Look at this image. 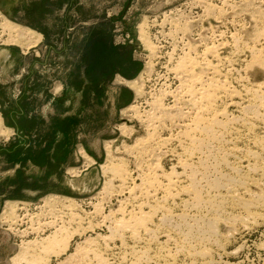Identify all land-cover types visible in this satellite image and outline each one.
Masks as SVG:
<instances>
[{
	"label": "rangeland",
	"instance_id": "rangeland-1",
	"mask_svg": "<svg viewBox=\"0 0 264 264\" xmlns=\"http://www.w3.org/2000/svg\"><path fill=\"white\" fill-rule=\"evenodd\" d=\"M7 21L31 31L30 35L21 39L24 44L13 42L14 34L11 36L9 31H3L2 24ZM262 30L264 0H0V264H29V256L28 261L18 256L24 248L22 242L48 235L52 231L49 228H43L49 231H40V234L36 231L31 234L30 229L40 228L42 223L55 219L58 224L61 219L66 222L64 227L67 232L71 231L68 234L72 237L69 238V249L60 254L45 255L47 257L44 259H48L45 264H98V260L100 264H262L264 175L262 170L260 172V166H264V150L257 146V141L264 136V124L256 122L252 131L247 130L241 120L235 124L237 120L232 117L236 119L245 115L240 108L244 106L241 95L235 98L240 106L232 105L228 98H223L219 103L222 110L227 108V113L229 112V118L222 120H230L232 123H228L227 128L232 127L235 130H224V137L228 136L218 141L213 148L214 151L217 149L216 152L212 151L214 154L212 153L211 158L216 157L213 160L217 163L211 159L208 167L213 163L214 167L207 168L211 172L208 176L214 175L209 178L212 181L216 175L217 180L224 173L225 176H235L234 183L239 181L237 185L225 180L220 182L222 185L219 186L222 188L218 187V193H215L220 209L212 210L207 204H200L202 209L199 206H189L179 198H169L162 205L174 212L164 208L154 214L156 219H152V229L157 231L156 234H147L140 230L134 240L129 230L121 228L117 231V227L113 228L116 219L124 216L128 218L129 213L136 211L137 204L145 201V198L139 196V199L137 197L134 200L126 190L121 192L119 182L113 180L111 173L105 171L107 167L114 168L121 160L123 168L130 174L129 177L139 178L141 170L157 162L156 155H159L162 170L171 171L177 163V157L173 153L178 151L175 139L166 148H156L158 150L155 154L138 150L140 140L147 138L152 131L148 129V123L140 121L128 108L135 106L136 111L146 115L151 110L154 97H159L164 107H172L175 101L170 92L175 93L178 90L179 81L170 69L183 53L189 52V46L196 47L191 52L195 55L201 52L203 45H219V54L221 53L220 56L225 62H222L223 67L220 65V69L230 72V84L236 91H240L239 94L243 93V85L248 80V86L264 82V69L257 65L251 66L250 51L255 46L261 49L262 41L257 40V37ZM142 31L156 47L155 57L149 53L141 37ZM226 58L231 59L232 63ZM133 81L143 85V97L136 96L134 88L128 83ZM175 119L177 116L171 122L167 119L163 128H157V136L166 139L176 135L179 120ZM136 151L143 155L137 157ZM223 157L225 160L221 159ZM255 157H259L261 163ZM217 158L223 163L221 166H218ZM256 162L258 163L255 165ZM250 164L257 168H250ZM176 169L181 171L179 167ZM250 177L256 181L251 182L252 185L245 184V179ZM109 183L111 185H107ZM131 184L129 181L128 185ZM206 184L208 185L207 182L203 183L205 190L210 189ZM230 185L238 190L242 185L250 188V193L260 202L258 207L255 204L256 208L252 207L250 210L261 212L262 215L255 216V220L252 215L251 218L247 217V212L238 203L245 202L249 196L241 189V194L237 195L240 200L229 197L227 190ZM224 187L227 188L226 193ZM16 207L19 208L21 221L16 224L11 222L10 225L7 221ZM121 209H124V216ZM149 210L145 208V211ZM162 212H165L166 218L171 216L170 222L165 221ZM69 213L77 214L76 219L72 220ZM234 213L237 217L244 216L245 220L249 219L246 222L243 220L231 223L228 220L235 216ZM180 215L182 220L187 216L184 223L179 219ZM203 215L209 220H205ZM106 217L109 218L107 222ZM201 218H204V222ZM194 219H197V223ZM207 222L213 224V232L208 230ZM35 223H39L38 226ZM199 224L203 225V230H199L202 228ZM25 231H28L27 235L22 233ZM121 234L125 236L122 237ZM163 234L169 236V241H166ZM204 249H210V255L203 257L200 251Z\"/></svg>",
	"mask_w": 264,
	"mask_h": 264
},
{
	"label": "bare ground",
	"instance_id": "bare-ground-1",
	"mask_svg": "<svg viewBox=\"0 0 264 264\" xmlns=\"http://www.w3.org/2000/svg\"><path fill=\"white\" fill-rule=\"evenodd\" d=\"M244 1V0H243ZM248 1V0H247ZM254 14V13H253ZM2 29L3 31H9L11 36L12 33L14 34V37H13V42L15 41L17 44L21 43V44H24L23 41H21V39H23L25 36H28L31 34V31L30 30H26V29H22L20 28L18 25H15L14 23H11L9 21L5 22L4 24H2ZM176 32V31H175ZM216 33V32H215ZM258 33V32H257ZM141 37L149 51V53L152 55V57H155L157 55V51H156V47L150 43V41H148L149 39H147V34L145 35V33L142 31V34H141ZM221 38V37H220ZM255 38V37H254ZM256 40V39H255ZM257 40L259 41H262L260 43H262V47L261 49H257V47L255 46V48H250V51H251V54H252V62H251V66L254 67V65H257L261 68L264 69V30H262L261 33L258 34V37H257ZM259 41H257L259 43ZM215 42V41H214ZM254 42V41H253ZM16 43H14V45H17ZM259 43V44H260ZM225 44V43H224ZM246 44V43H245ZM248 44V43H247ZM255 44V43H254ZM20 45V44H19ZM207 45V44H206ZM199 46L200 50H201V54L200 53H196L195 55H192L191 52L196 48H194L193 46H189V52L187 53H183V55L181 57L178 58V60L176 61V63L174 64L173 67H171V71L172 73H174L176 75V79H178L179 81V86H178V90L173 93V92H170V94H173V95H170V96H173L174 98V101L175 103L172 105L171 108H168V107H164V104L162 103L161 99L159 97H154L151 101V110L150 112H146L147 114L146 115H143L142 113L138 111H136L135 109V106H130L128 108V111L129 112H132L136 118H138L140 121H144L145 123H148V129L150 131H152L147 138H145L144 140H140L139 142V146H138V150L141 149L143 150L146 154L150 152V154H155L154 152L156 150H160L162 148H166L170 142L172 143L175 139V141L177 142V149L178 151L173 152L175 154V156L177 157V163L174 167L171 168V171L169 172H166L165 170H162V167L161 165L159 164V155H156V158H157V162L151 164L148 168L146 169H143L140 171V173L138 174V177L139 178H132V177H129V172L127 171V169L123 168V162H121V160L118 161V163L116 164V166H114V168H105V171H108L109 173H111L112 175V178L113 180H117L119 182V190H126L127 193L130 195V197L134 200L138 197L139 199V196L142 197L143 199L145 198V201L143 202H140L139 204H137V210L136 211H131L129 213V216H127L128 218H126L124 215H123V212L122 210L124 211V209H121L120 211L122 212V216H124L123 218H120V219H116V222H115V227L113 229H116L117 227V231H120L119 229H123V230H129L130 233L133 234V238L134 236H137L140 234H138V231L142 230L144 233L146 232L148 234L151 233H155L157 231H155L154 229H152V227L154 226L152 224V219L154 218V214L157 213L159 210L162 209V211L164 210V204L162 205V203H165L166 200H168L169 198H173L176 200V198H179V200L181 202H186L188 203L189 206H199L200 204H207L208 207H211L212 210H215V208L217 209H220V202H217L216 201V192L218 193V187H221L222 186H219V185H222V180L224 181H230L228 183L232 184V182L234 183L235 180L233 179L234 177L232 176H225L226 174L224 173V175L221 176V172L219 173L220 174V179H215L216 177L212 180H210L209 178L214 176H208L210 175L209 173L210 170H208L210 168V166L212 167L214 165V157L213 159L211 157H213L212 153L213 152H216V150L214 151L213 148L217 145L218 141L221 140V138L224 137V130L227 131L229 130L230 128H227L228 127V123H232L230 122V120H222V118H229L227 116V108H223V110L220 108L219 106V103L223 100V98H228L231 102L232 105H239L240 104L235 100L236 97H238L239 95H241L242 97L240 99H242L244 102H242V104H244V106L240 107L241 110L243 111V113H245V115L241 118H234L232 117L234 120H237L235 121V124L236 122H238V120H241L243 121L242 123L245 125L246 129L247 130H251L256 122H263L264 124V82L262 83H259V84H256V85H253V86H248L250 84L249 83V80L246 78V80H248V85H243V93L239 94L238 91H236L234 89V87L231 86L230 84V81H229V78L228 76L229 73L226 71V72H223L222 69H220V65L222 66V62H224L223 58L220 56L221 53L219 54L220 49H218L219 45L216 47L215 45H212V46ZM226 45V44H225ZM238 45V44H237ZM258 45V44H257ZM261 45V44H260ZM28 47H31V45L27 44ZM224 46V45H223ZM229 46V45H228ZM235 47V46H234ZM248 47V46H247ZM237 48V47H235ZM246 48V47H244ZM249 48V47H248ZM159 49V48H158ZM239 49V48H238ZM235 50V49H234ZM247 50V49H246ZM238 51V50H237ZM249 51V49H248ZM245 52V51H244ZM174 55V54H173ZM200 55V56H198ZM238 55V54H237ZM170 57V56H169ZM228 59V58H226ZM171 60V57L170 59ZM230 60V62L232 61L231 59H228ZM251 61V60H250ZM229 62V61H227ZM171 63V62H170ZM225 63V62H224ZM223 63V64H224ZM232 63V62H231ZM230 65V63H229ZM223 67V66H222ZM249 67V66H248ZM228 68V67H227ZM247 70V69H246ZM152 71V70H151ZM225 71V70H224ZM231 71V70H230ZM264 72V71H263ZM232 73V72H231ZM228 74V75H227ZM249 78V77H248ZM250 79V78H249ZM146 80V79H145ZM145 80H141L142 82H146ZM245 80V81H246ZM131 87L134 88V91L136 93V96L138 97H143L145 95V89L143 88V85L141 84H137V82L133 81V82H128ZM172 91V90H171ZM165 93V91H164ZM163 93V94H164ZM167 94V92H166ZM169 94V93H168ZM159 96V95H158ZM168 96V95H167ZM166 97V96H165ZM240 97V96H239ZM238 97V98H239ZM145 98V97H144ZM172 98V99H173ZM147 101V100H146ZM229 102V101H228ZM240 102V100H239ZM241 103V102H240ZM139 104V103H138ZM225 105V104H224ZM228 106V104H226ZM230 105V104H229ZM231 105V106H232ZM150 106V105H149ZM237 106V107H239ZM229 107V106H228ZM171 109V110H170ZM229 109V108H228ZM242 113V112H241ZM242 115V114H241ZM177 116V119L179 120V122L177 123L178 126V132L176 135H169L170 137L164 139L163 137H158L157 136V131L156 129L159 128L160 126L163 128V124H166V120L169 119L171 121H173L174 117ZM233 116V115H231ZM236 117V116H235ZM135 118V117H134ZM133 118V119H134ZM177 119H175L176 121H178ZM139 121V122H140ZM240 122V121H239ZM143 123V122H142ZM176 123V122H174ZM234 123V122H233ZM240 124V123H239ZM262 124V123H260ZM231 124H229L230 126ZM234 125V124H233ZM243 125V126H244ZM242 126V125H241ZM165 127V126H164ZM239 127V126H238ZM231 129H234L231 127ZM230 129V130H231ZM238 129V128H237ZM254 129V128H253ZM132 130V129H131ZM161 130V129H160ZM235 130V129H234ZM241 130V129H240ZM232 131V130H231ZM230 131V132H231ZM239 131V129H238ZM245 131V130H244ZM252 131V130H251ZM124 132V131H123ZM132 132V131H131ZM228 132V131H227ZM229 132V134H230ZM237 132V130H236ZM156 133V134H155ZM233 133V132H232ZM241 133V132H240ZM249 134V133H248ZM247 134V135H248ZM228 136V135H226ZM225 136V137H226ZM224 137V138H225ZM223 138V139H224ZM236 138V137H235ZM237 139V138H236ZM231 141V140H230ZM233 141V140H232ZM249 142V141H248ZM138 143V141H137ZM224 143V142H222ZM237 143V142H236ZM259 147V150H264V136H261V138L257 141ZM219 147H220V144H218ZM221 145H224V144H221ZM232 145V144H231ZM255 145V144H254ZM155 146V147H154ZM137 147V146H136ZM218 147V148H219ZM224 147V146H223ZM231 147V146H230ZM238 147V146H237ZM158 148V149H156ZM225 148V147H224ZM233 148V147H232ZM231 148V149H232ZM124 149V148H123ZM221 151L222 149L219 148ZM228 149H229V146H228ZM236 149V148H235ZM242 149V148H241ZM257 149V148H256ZM137 150V149H136ZM220 150L218 151V153H220ZM224 150V149H223ZM233 150V149H232ZM238 150V149H237ZM248 150V149H247ZM250 150V149H249ZM258 150V151H259ZM130 151V150H129ZM167 151V150H166ZM213 151V152H212ZM225 153H226V150H224ZM257 151V150H256ZM255 151V152H256ZM131 152L133 153L134 151L131 150ZM168 152V151H167ZM172 152V151H171ZM233 152V151H232ZM250 152H253L250 151ZM249 152V153H250ZM135 153V152H134ZM137 153V157L139 155H143L142 153ZM224 153V152H223ZM241 153V152H240ZM157 154V153H156ZM173 154V155H174ZM214 154V153H213ZM217 154V153H216ZM222 154V152H221ZM228 155V153H226ZM229 154H233V153H230ZM248 154V153H247ZM254 155V153H252ZM252 155V156H253ZM216 156H219V155H216ZM224 156V154H223ZM234 156V155H233ZM250 157V154L248 155ZM260 157V155H258ZM221 157V156H220ZM225 157V156H224ZM223 158V160H225ZM232 157V156H231ZM238 158V156H235ZM259 157H255V158H258L257 160H259ZM264 157V156H263ZM145 158V157H144ZM143 158V159H144ZM226 158V157H225ZM141 159V157H140ZM213 160V165H210L208 167V163L210 160ZM227 159V158H226ZM229 159V158H228ZM227 159V161H229ZM249 159V158H248ZM261 159V158H260ZM263 159V158H262ZM242 160V159H241ZM264 160V159H263ZM262 160V162H263ZM217 161L218 158H217ZM253 161V160H252ZM256 161V160H255ZM121 162V163H120ZM224 162V161H223ZM246 162V161H245ZM251 162V160H250ZM217 163V162H216ZM222 163V162H221ZM221 163L219 161V164L218 166H221ZM225 163V162H224ZM227 163V162H226ZM230 163V162H229ZM258 162L255 163V165L257 164ZM259 163L260 160H259ZM210 164V163H209ZM223 164V163H222ZM232 164V163H230ZM230 164L228 167H230ZM227 165V164H226ZM251 165V164H250ZM253 164V166H255ZM217 166V165H216ZM217 166V167H218ZM223 166V165H222ZM225 166V165H224ZM235 166V165H234ZM247 166V165H246ZM246 166H244L246 168ZM252 165L250 166L253 167ZM113 167V166H112ZM181 169V171H177L176 168ZM214 167V166H213ZM212 167V168H213ZM237 167V166H236ZM235 167V168H236ZM243 167V166H242ZM256 167V166H255ZM208 168V169H207ZM216 168V167H215ZM226 168V167H225ZM224 168V169H225ZM232 168V166H231ZM249 168V167H248ZM247 168V169H248ZM257 168V167H256ZM261 168V169H260ZM260 172L262 170L263 172V175H264V166H260ZM137 169V168H136ZM219 171H220V168H218ZM238 169V168H237ZM208 170V171H207ZM212 170V169H211ZM215 170V169H214ZM217 170V168H216ZM222 170V169H221ZM227 170V169H226ZM232 170V169H230ZM229 170V171H230ZM242 170V169H241ZM240 170V171H241ZM249 171L251 169H248ZM253 170V169H252ZM258 170V169H256ZM225 171V170H224ZM236 171V169H235ZM235 171H232V172H235ZM238 171V170H237ZM244 171V170H242ZM215 172V171H214ZM218 172V170H217ZM217 172H215L217 174ZM251 172V171H250ZM257 172V171H256ZM213 173V172H212ZM228 173V172H227ZM238 173V172H237ZM240 173V172H239ZM238 173V174H239ZM242 173V172H241ZM229 174V173H228ZM227 174V175H228ZM243 174V173H242ZM253 173H251L252 175ZM259 174V172L257 173ZM230 175V174H229ZM262 175V174H261ZM260 175V176H261ZM254 176V175H253ZM219 177V176H218ZM239 177L241 178L242 176L239 175ZM238 177V178H239ZM245 176H243L244 178ZM262 177V176H261ZM249 178V177H248ZM254 178V177H253ZM259 179V178H258ZM257 179V180H258ZM233 180V181H232ZM247 180V181H246ZM131 181L132 184L131 185H128V182ZM237 181V180H236ZM242 180L240 179V182ZM256 180H253L251 179H245L244 183H248L250 184L251 182H255ZM204 182H207L208 183V188L210 189H207L205 190L204 188V185L203 183ZM210 182H213V183H210ZM221 182V183H220ZM239 183V181H238ZM237 183V184H238ZM243 181H242V184H244ZM245 183V184H246ZM259 183V181H258ZM261 183V182H260ZM224 184V183H223ZM226 184V183H225ZM236 184V183H234ZM236 184V185H237ZM256 184V183H255ZM264 184V182H263ZM107 185H111L110 183L107 184ZM205 185V186H206ZM235 185V186H236ZM252 185V184H250ZM258 185V184H257ZM224 186V185H223ZM231 186V185H230ZM226 187V185H225ZM224 187V191L227 189H225ZM229 187V186H228ZM250 187V186H249ZM220 188V189H221ZM237 187H229L227 192H228V195L229 197H232V198H236L237 200H240V196L237 197L238 194H241L239 193V191L242 189H244V192L247 196H249L247 198V200H245V202H240L238 204H241L242 207H243V210H245L247 213H246V216L247 217H250L251 215L252 216H259V215H262L261 212L260 213H257L256 212H252L250 209L252 207L256 208L254 205L256 204V206L260 203L256 200L255 196L253 197V195L250 193L249 190H251L250 188H246L242 185V187H239L240 190H238V188L236 189ZM212 189V190H211ZM262 191V190H261ZM253 192V191H252ZM226 193V191H225ZM263 193V192H262ZM223 195V193H222ZM222 195H217L218 197H222ZM227 195V194H226ZM257 195V194H256ZM262 195V194H260ZM259 195V196H260ZM220 197V198H221ZM245 197V196H244ZM243 197V198H244ZM263 197V196H262ZM261 197V200L262 199ZM258 198V197H257ZM58 198H54V200H56ZM141 199V198H140ZM53 200V199H52ZM51 200V201H52ZM133 200V201H134ZM219 200V199H217ZM233 200V199H232ZM71 201V200H70ZM142 201V200H141ZM73 202V200L71 201ZM70 202V203H71ZM136 202V201H135ZM239 202V201H238ZM63 203V202H62ZM132 203V202H131ZM134 203V202H133ZM185 203V204H186ZM233 203V202H232ZM264 203V202H263ZM176 204V202H175ZM184 204V206H185ZM222 204V202H221ZM237 203L235 205H238ZM262 204V203H261ZM162 205V206H161ZM168 205V204H167ZM174 205V204H173ZM172 205V206H173ZM240 205V206H241ZM260 205V204H259ZM264 205V204H263ZM262 205V206H263ZM71 206V205H70ZM76 206V205H75ZM178 206V205H177ZM188 206V207H189ZM227 206V205H226ZM239 206V207H240ZM24 207V206H23ZM22 207V208H23ZM26 207V206H25ZM67 207V206H66ZM97 207V205H96ZM171 207V206H170ZM202 207V206H201ZM200 206L198 208H201ZM205 207V206H204ZM228 207V206H227ZM241 207V208H242ZM258 207V206H257ZM17 208V207H16ZM13 209L10 213V216L8 218V221L11 225V222L14 224H16L17 222L19 223L21 221V219L19 220V214H18V211H19V208L17 209ZM20 208V210L22 209ZM40 208V207H39ZM76 208V207H75ZM145 208L146 209H150L149 211H145ZM186 208V207H185ZM214 208V209H213ZM229 208V207H228ZM235 208V207H234ZM68 209V208H67ZM134 209V207H133ZM132 209V210H133ZM166 210L169 211L168 208H165ZM187 209V208H186ZM191 209V208H190ZM189 209V210H190ZM196 209V208H195ZM194 209V210H195ZM203 209V207H202ZM258 209V208H257ZM24 210V208H23ZM71 210V209H69ZM74 210V209H73ZM127 210V209H126ZM135 210V209H134ZM184 210V209H183ZM193 210V209H192ZM197 210V209H196ZM207 211V207L205 209ZM211 210V209H210ZM222 210V209H221ZM231 210V209H230ZM234 210V209H233ZM256 210V209H255ZM259 210V209H258ZM262 210V209H260ZM51 211V210H50ZM96 211V210H95ZM101 211V210H100ZM182 211V210H181ZM199 211V210H198ZM201 211H204V210H201ZM224 211V210H222ZM53 212V211H52ZM72 212V211H70ZM84 212V210H83ZM99 212V211H98ZM171 213H173L171 210L169 211ZM168 212V213H169ZM215 212V211H214ZM232 212V211H231ZM241 212V211H240ZM26 213V212H25ZM40 213V212H39ZM75 213V212H74ZM120 213V212H118ZM125 213V212H124ZM163 213V212H162ZM165 213V212H164ZM164 213L162 214L164 216ZM170 213V214H171ZM187 212L185 211V214ZM219 213V212H218ZM230 213V212H229ZM244 213V212H243ZM27 214V213H26ZM111 214V213H110ZM114 214V213H113ZM111 214V215H113ZM127 214V213H126ZM167 214V213H166ZM180 214V213H179ZM178 214V215H179ZM207 214V213H206ZM220 214V213H219ZM231 214V213H230ZM245 214V213H244ZM264 214V213H263ZM40 215V214H39ZM53 215V214H52ZM71 218H73L72 220L76 219L77 217V214H71L69 213L68 214ZM115 215V214H114ZM156 215V214H155ZM173 215V214H171ZM175 215V214H174ZM184 215V214H182ZM188 215V214H186ZM222 215V214H221ZM235 215V213H234ZM242 215V214H241ZM30 216V215H29ZM35 216V215H34ZM33 216V217H34ZM110 216V215H108ZM166 216V215H165ZM164 216V217H165ZM168 216V215H167ZM177 216V215H175ZM174 216V217H175ZM190 216V215H189ZM196 216V215H195ZM205 216V215H203ZM217 216V215H216ZM227 216V215H226ZM238 215H235L233 218H231L230 216V219L228 221L231 220V223L235 222L237 223L236 221H243L245 220L242 216V217H237ZM240 216V215H239ZM37 216H35L36 218ZM42 217V216H41ZM40 217V218H41ZM113 217V216H112ZM178 217V216H177ZM175 217V218H177ZM180 217H182L181 215L179 216V219L182 220ZM186 217L185 219H187V216H184ZM199 217V216H198ZM25 218V216H24ZM27 218V217H26ZM52 218V217H51ZM54 218V217H53ZM107 218V217H106ZM105 218V219H106ZM166 218V217H165ZM173 218V217H172ZM183 218V217H182ZM189 218V217H188ZM206 217L205 216V220H206ZM213 218V217H212ZM218 218H219V215H218ZM246 218V217H245ZM251 218V217H250ZM43 219V218H42ZM61 219V218H60ZM109 218L106 219V222ZM114 219V221H115ZM156 219V217L154 218V220ZM163 219V218H162ZM171 219V216L170 218H166L165 221H169ZM184 219V220H185ZM193 219V218H191ZM198 219V218H197ZM197 219H194V222L197 220ZM202 219V218H201ZM204 219V218H203ZM202 219V221H203ZM211 219V218H210ZM249 219V218H248ZM246 219L245 222L248 220ZM257 219L256 217L254 218V220ZM259 219V218H258ZM31 220V219H30ZM38 220V219H37ZM41 220V219H40ZM71 220V221H72ZM184 220L183 223H184ZM200 220V219H199ZM209 220V218H208ZM213 220V219H212ZM220 220V219H219ZM222 220V219H221ZM226 220V219H225ZM261 220V219H260ZM263 220V219H262ZM32 221V220H31ZM113 221V220H112ZM158 221V219H157ZM173 221V219H172ZM178 221V220H176ZM201 221V223H203ZM215 221V220H214ZM217 221V220H216ZM227 221V223H228ZM250 221H253V220H250ZM29 222V221H27ZM36 222V221H35ZM159 222H160V219H159ZM170 222V221H169ZM179 222V221H178ZM186 222V221H185ZM190 221H188L189 223ZM193 222V220H192ZM211 222V221H209ZM218 222V221H217ZM37 223V222H36ZM35 223V224H36ZM60 224H58V222L56 221V219L54 221H49L46 222V223H42V225L40 226V228L38 227L37 229H33L31 228V234L33 232H37V234H40L39 232L40 231H45L46 229L49 228V230L51 229L52 231H45V232H48L49 231V234L48 235H45L44 237H40L38 239H35V240H29V241H24L22 242V245H23V250L21 251V253H19V257L20 258H26L28 261V256L31 258H29L30 262L28 261L29 264H45L44 262H47L46 259H44L45 255H48V254H60L63 250L64 251H67L69 249V238L71 235L68 234V232L70 233L71 231L65 229L64 227V224L66 223L63 219H61V221L59 222ZM154 223V221H153ZM177 223V222H176ZM174 223V224H176ZM181 223V224H183ZM197 223V221L195 222ZM199 223V222H198ZM208 223V222H207ZM212 223V222H211ZM220 223V222H219ZM218 223V224H219ZM225 223V221H224ZM241 223V222H240ZM253 223V222H252ZM255 223V222H254ZM12 224V225H13ZM24 224V222H23ZM34 224V223H33ZM31 223V225H33ZM39 224V223H38ZM38 224H36L38 226ZM157 224V223H156ZM173 224V223H172ZM180 224V222H179ZM186 224V223H185ZM191 224V223H189ZM205 224V223H203ZM209 224V223H208ZM217 224V225H218ZM153 225V226H152ZM169 225V224H168ZM200 225V224H199ZM215 225V224H214ZM238 225V224H237ZM235 224V226H237ZM243 225V224H241ZM25 226V225H24ZM111 226V225H110ZM109 226V227H110ZM157 226V225H156ZM170 226H173V225H170ZM175 227L178 226V225H174ZM184 226V225H183ZM186 226H188V224H186ZM185 226V227H186ZM191 226V225H190ZM194 226V224H192V227ZM201 226V225H200ZM231 226V225H230ZM233 226V228L235 227ZM13 227V226H12ZM19 227V226H18ZM21 227V225H20ZM64 227V228H63ZM89 227V226H88ZM202 228L199 229V230H203V225L201 226ZM206 227V226H205ZM213 224L210 225L209 224V227H208V230L212 231L213 232V229L215 230V228H213ZM232 227V226H231ZM239 227V226H238ZM246 227V226H245ZM11 228V226H10ZM24 228V227H23ZM22 228V229H23ZM26 228V227H25ZM24 228V229H25ZM30 228V227H29ZM43 228L45 230H43ZM161 228V227H159ZM170 228V227H169ZM179 228V227H177ZM188 227H186L187 229ZM191 228V227H189ZM200 228V227H198ZM197 228V229H198ZM90 229V228H89ZM93 229V227H92ZM96 229V228H95ZM111 229V228H110ZM139 229V230H138ZM164 229V228H163ZM175 229V228H174ZM180 229V228H179ZM192 229V228H191ZM189 229L191 232L192 230ZM218 229V228H217ZM27 230V229H26ZM78 230V229H77ZM182 230V228H181ZM198 230V231H199ZM235 230V229H234ZM12 231V230H11ZM22 231V230H21ZM29 231V230H28ZM28 231H25V232H22L23 234H28ZM110 231V230H109ZM114 231V230H112ZM163 231V230H162ZM165 231V229H164ZM174 231V230H173ZM189 231V233L191 234V232ZM205 231V230H204ZM218 231V230H217ZM216 231V232H217ZM220 231V229H219ZM218 231V232H219ZM231 231V230H230ZM75 232V231H74ZM74 232L72 233V235L74 234ZM79 232V231H78ZM116 232V231H115ZM126 232V231H125ZM176 232V231H175ZM180 232V231H179ZM196 232V230H195ZM217 232V233H218ZM16 233V232H15ZM19 233V232H18ZM76 233V232H75ZM112 233V232H111ZM120 233V232H119ZM117 233V234H119ZM127 233V232H126ZM160 233V231H159ZM171 233V231H170ZM200 233V232H199ZM205 233V232H204ZM17 234V233H16ZM43 234V233H42ZM79 234V233H78ZM115 234V235H117ZM156 234V233H155ZM167 234V233H166ZM166 234H163V237H165L166 241H169V236L166 235ZM173 234V233H172ZM181 234V233H180ZM182 234L184 235V233L182 232ZM186 234V233H185ZM195 234V233H194ZM203 234V233H202ZM207 235L208 232L206 233ZM216 234V233H215ZM214 234V235H215ZM234 234V233H233ZM30 235V234H29ZM113 235V233L111 234ZM145 235V234H143ZM187 238L189 237V234L187 233ZM192 235V234H191ZM199 235V234H198ZM201 235V233H200ZM205 235V234H204ZM211 235V234H210ZM209 235V236H210ZM213 235V234H212ZM213 235V236H214ZM120 236V235H119ZM122 236V234H121ZM120 236V237H121ZM125 236V235H123ZM122 236V237H123ZM141 236H142V233H141ZM140 236V237H141ZM156 236V235H155ZM158 236V235H157ZM208 236V237H209ZM220 236V234H219ZM225 236V235H224ZM232 236V235H231ZM30 237V236H29ZM28 237V238H29ZM33 237V236H32ZM72 237V236H71ZM114 237V236H113ZM153 238H155L153 235H152ZM162 237V236H161ZM160 237V238H161ZM171 237V235H170ZM184 237H186L184 235ZM197 237V236H196ZM206 238V236H203V238ZM226 237V236H225ZM224 237V238H225ZM230 238V236H227ZM34 238V237H33ZM96 238V237H95ZM137 238V237H136ZM134 238V240L136 239ZM142 238V237H141ZM173 238V237H172ZM194 238V237H193ZM202 238V239H203ZM211 238V236L209 237ZM125 239V238H124ZM185 239L184 238V242H185ZM189 239V238H188ZM201 239V240H202ZM212 239V238H211ZM217 239V238H216ZM222 239V237H221ZM107 240V239H106ZM110 240V238L108 239ZM115 240V239H114ZM138 240V239H137ZM152 240V239H151ZM155 240V239H154ZM160 240V239H159ZM173 240V239H172ZM170 240V242L172 241ZM176 240V239H175ZM183 240V239H182ZM205 240V239H204ZM207 240V239H206ZM226 240V239H225ZM93 241V239H92ZM147 241V239H146ZM145 241V242H146ZM153 241V240H152ZM156 241V240H155ZM187 241V240H186ZM190 241V239H189ZM203 241V240H202ZM97 242V241H96ZM124 241H122L121 243L123 244ZM149 242V241H148ZM159 242V241H158ZM163 242V241H162ZM169 242V244H170ZM177 242V240H176ZM181 242V240H180ZM183 242V243H184ZM188 242V241H187ZM199 242V241H198ZM205 242V241H203ZM218 242V241H217ZM86 243V242H85ZM107 243V242H106ZM136 243V242H135ZM144 243V242H143ZM153 243V242H152ZM156 243V242H155ZM164 243V242H163ZM166 243V242H165ZM168 243V242H167ZM186 243V242H185ZM200 243H202L200 241ZM209 243V241H208ZM208 243H206L208 245ZM125 244V243H124ZM150 244V242H149ZM179 244V243H177ZM211 244H212V241H211ZM86 245V244H85ZM84 245V246H85ZM90 245V244H89ZM167 245V244H166ZM193 245V244H192ZM203 245V244H201ZM221 245V244H219ZM218 245V246H219ZM79 246V245H78ZM164 246V245H163ZM169 246V245H168ZM199 246V244H198ZM209 246V245H208ZM212 246V245H211ZM216 246V245H215ZM264 246V245H263ZM152 247V246H151ZM174 247V246H173ZM186 247V246H185ZM194 247V246H193ZM88 248V247H87ZM139 248V247H138ZM150 247H148L149 249ZM182 248H183V245H182ZM187 248V247H186ZM196 248V247H195ZM207 248V247H206ZM221 248V247H220ZM90 249V248H89ZM147 249V250H148ZM164 249V248H163ZM211 249V248H210ZM210 249H204L202 251H200L201 255H203V257L205 256H208L210 255ZM83 250V249H82ZM93 250V249H92ZM91 250V251H92ZM146 250V249H145ZM184 250V249H183ZM181 250V251H183ZM201 250V249H200ZM218 250V249H217ZM63 251V252H64ZM80 251V250H79ZM139 251H142V250H139ZM137 251V252H139ZM163 251V250H162ZM172 251V250H171ZM194 251V250H193ZM213 251V250H212ZM78 252V251H77ZM85 252V250H84ZM93 252V251H92ZM91 252V253H92ZM169 252V251H168ZM215 252V250H214ZM79 253V252H78ZM97 253V252H96ZM145 253V252H144ZM143 253V254H144ZM165 253V252H164ZM171 253V252H169ZM182 253V252H180ZM195 253H198L199 255V252H195ZM194 253V254H195ZM216 253V252H215ZM235 253V252H234ZM80 254V253H79ZM87 254V252H86ZM85 254V255H86ZM167 254V253H166ZM42 255H44L42 257ZM62 255V254H61ZM64 255V254H63ZM78 255V254H77ZM136 255V254H135ZM162 255V254H161ZM170 254H168L169 256ZM186 255V254H185ZM190 255V254H188ZM196 255V254H195ZM212 255V254H211ZM217 255V254H216ZM74 256V255H73ZM98 256V255H97ZM96 256V257H97ZM101 256V255H99ZM140 256V255H139ZM138 256V257H139ZM142 256V255H141ZM151 256V255H149ZM167 256V255H166ZM176 256V255H175ZM181 256V255H180ZM192 256V254H191ZM194 256V255H193ZM220 256V255H219ZM47 257V256H46ZM45 257V258H46ZM72 257V256H71ZM78 257V256H77ZM155 257V256H154ZM201 257V256H200ZM202 257V258H203ZM212 257V256H211ZM214 257V256H213ZM74 258V257H73ZM137 258V257H136ZM143 258V257H142ZM147 258V257H146ZM149 258V257H148ZM147 258V259H148ZM167 258V257H166ZM171 258V257H170ZM72 259V258H71ZM100 259V258H98ZM102 259H105V258H102ZM139 261L141 259L137 258ZM136 259V260H137ZM156 259V258H154ZM160 259V258H159ZM173 259V258H172ZM171 259V260H172ZM135 260V259H134ZM143 260V259H142ZM95 261H97V259H95ZM99 261V260H98ZM96 262L98 264H100L99 262ZM102 261V260H101ZM148 261V260H147ZM153 261V260H152ZM205 261V260H204ZM21 262V261H20ZM23 262V261H22ZM137 262V261H136ZM141 262V261H140ZM151 262V261H150ZM193 262V261H192ZM196 262V261H195ZM210 262V261H209ZM217 262V261H216ZM203 263V262H202ZM213 263V262H212ZM108 264V263H107ZM135 264V263H134ZM141 264V263H140ZM193 264V263H191ZM262 264H264V260L262 261Z\"/></svg>",
	"mask_w": 264,
	"mask_h": 264
}]
</instances>
